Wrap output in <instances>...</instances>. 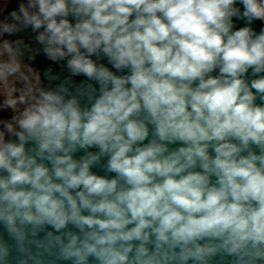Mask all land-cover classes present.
Listing matches in <instances>:
<instances>
[{
    "label": "clouds",
    "instance_id": "1",
    "mask_svg": "<svg viewBox=\"0 0 264 264\" xmlns=\"http://www.w3.org/2000/svg\"><path fill=\"white\" fill-rule=\"evenodd\" d=\"M0 229V264H264V0L7 12Z\"/></svg>",
    "mask_w": 264,
    "mask_h": 264
},
{
    "label": "water",
    "instance_id": "2",
    "mask_svg": "<svg viewBox=\"0 0 264 264\" xmlns=\"http://www.w3.org/2000/svg\"><path fill=\"white\" fill-rule=\"evenodd\" d=\"M19 2H21V0H12L11 3H9L7 5L6 11H4L3 16L7 15V12H10L11 10L15 9ZM238 26H242V22H238ZM254 27L257 31H259L260 28L262 27L261 22H259V21L255 22ZM24 36H25V38H28L29 33H25ZM103 62L107 64L106 59ZM50 65L52 66L54 73H60L62 76H66L68 74L66 72V70L61 68V66L59 64H52V62L46 60L42 55L38 56L36 61L34 62V66L37 67L41 71V73L43 72L44 69H46ZM108 66L110 67V65H108ZM75 79L80 80V79H83V77H76ZM45 84L47 85V81H45ZM77 155H79V154H77ZM94 171L99 172L100 170L94 169ZM100 174H103V173L101 172ZM0 231H2V229H0Z\"/></svg>",
    "mask_w": 264,
    "mask_h": 264
},
{
    "label": "bare ground",
    "instance_id": "3",
    "mask_svg": "<svg viewBox=\"0 0 264 264\" xmlns=\"http://www.w3.org/2000/svg\"><path fill=\"white\" fill-rule=\"evenodd\" d=\"M1 2H4V3H5V2H6V0H0V4H1ZM9 3H11V1H10ZM9 3H7V5H8ZM0 9H3V8H1V7H0ZM3 14H4V12L0 13V17H2V16H3Z\"/></svg>",
    "mask_w": 264,
    "mask_h": 264
}]
</instances>
